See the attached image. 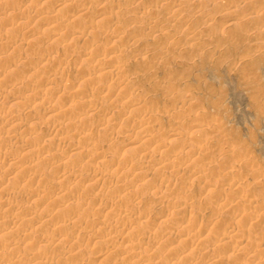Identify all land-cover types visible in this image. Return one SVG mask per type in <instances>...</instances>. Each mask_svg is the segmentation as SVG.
Returning <instances> with one entry per match:
<instances>
[{"label":"rangeland","instance_id":"1","mask_svg":"<svg viewBox=\"0 0 264 264\" xmlns=\"http://www.w3.org/2000/svg\"><path fill=\"white\" fill-rule=\"evenodd\" d=\"M52 1L48 5L39 0H0V24L25 28L12 34L5 31L10 27L0 28V38L8 44L1 51L0 57L7 61L0 68L16 76L12 83L0 82V135L7 140L0 143V152L17 158L14 167L5 161L0 164V228H6L8 219L16 223L7 228L9 233H0L4 259H13L10 264L50 259L52 264H89L94 249L111 248L113 258L93 264H128L119 253L130 248V253L140 255V264H264V245L259 250L264 232L254 224L240 232L243 243L232 242L225 249L213 246L222 223L226 226L232 221V215L220 208L221 197L233 200L229 183L239 187L235 200L239 211L243 210L240 214H259L257 207H264V0H104L101 5L95 0ZM81 6L88 12L74 14ZM79 30H89L88 37H77L74 31ZM85 48L95 54L89 61L77 59ZM107 55L115 59L114 67L105 64ZM97 66L118 70L119 79L115 92L96 97L97 109L88 112L77 105L84 89L92 93L104 83ZM87 78H93L96 85L86 87ZM37 93L45 94L50 103L36 101ZM183 101H189L188 106ZM131 103L136 105L130 107ZM10 117L19 118L11 127L6 126ZM197 124L202 128H193ZM143 130L149 136L152 133L156 146L170 141L173 151L166 155L153 150L151 158L144 155L147 151L141 155ZM197 135L206 142L193 157L188 149L195 145ZM227 144L234 148L235 157L224 153ZM21 146H32L28 159L34 165L32 174L22 178L24 183L16 178L17 166L24 160ZM99 152L105 158L96 159ZM174 158L175 163L180 159L173 166L180 172L169 185L164 180L169 169L161 165ZM129 164L134 166H121ZM149 165L159 169L160 176L148 171ZM185 166L200 172L204 182L184 176ZM140 172L148 175L143 182L133 176ZM98 173L103 181L94 182L92 175ZM154 191L163 192L164 197L152 196ZM106 201L116 205L109 214L100 210ZM182 201L187 210L203 214L204 221L215 218L201 237L192 231L188 239L183 236L175 245L168 242L164 229L174 222L172 218L168 226L163 221L136 222V210L149 209L161 216L162 206L182 205ZM124 210L123 219L116 217ZM23 234L32 240L13 247ZM59 234L67 240L57 239ZM40 235L45 242H39ZM187 240L196 246L183 248ZM197 241L204 243L200 246Z\"/></svg>","mask_w":264,"mask_h":264},{"label":"bare ground","instance_id":"2","mask_svg":"<svg viewBox=\"0 0 264 264\" xmlns=\"http://www.w3.org/2000/svg\"><path fill=\"white\" fill-rule=\"evenodd\" d=\"M39 1H41V2H43V3H48V5H49V2L51 1V2H53L52 0H39ZM72 2V0H59V2H61L60 4H62V3H65V2ZM26 2V1H25ZM24 2V3H25ZM27 2H29V0H27ZM95 2L97 3V5H101L103 2H104V0H95ZM19 3V2H18ZM54 3V2H53ZM58 3V2H57ZM73 3V2H72ZM2 5V4H1ZM59 5V4H58ZM2 6H4V5H2ZM55 6H56V2H55ZM178 6V5H177ZM21 7V6H20ZM23 7H24V5H23ZM99 7V6H98ZM174 7V6H173ZM19 8V7H18ZM70 11V10H69ZM16 12V11H15ZM87 13L88 11H87V9L85 8V7H83V6H81V7H78L77 9H76V12L74 13V14H83V13ZM102 12V11H101ZM45 13V12H44ZM37 15H39V14H37ZM44 15V14H43ZM97 15V14H96ZM1 16V15H0ZM98 16H95L94 17V19H96ZM10 18V17H9ZM48 17H46V19H47ZM8 19V18H7ZM45 19V20H46ZM49 19H50V17H49ZM51 19H52V17H51ZM5 20V19H4ZM9 20V19H8ZM44 20V21H45ZM48 21V20H47ZM108 21V20H107ZM10 22V21H9ZM46 22V21H45ZM49 22V21H48ZM43 23V22H42ZM52 23H54L53 21H52ZM106 23V22H105ZM245 23V22H244ZM73 24V23H72ZM91 24V23H90ZM94 24H95V22H94ZM109 24V23H108ZM152 24V23H151ZM188 24V23H187ZM246 24V23H245ZM2 26H4V27H2ZM11 26H13L12 24H4V23H2V24H0V28H4L5 29V27H10V28H6V33L8 34H12L14 31H18V29H20V28H16V27H18V26H15V27H11ZM56 26H58V25H56ZM77 26V25H76ZM29 27H30V25H29ZM59 28V27H58ZM79 28H81V27H79ZM22 29H25V28H22ZM22 29H20V31L22 30ZM31 29V28H30ZM84 29V28H83ZM89 30H90V28H89ZM89 30H79V31H74V34H76V36L77 37H88V35H89ZM12 32V33H11ZM22 32V31H21ZM28 32V31H27ZM110 32V31H109ZM66 33V32H65ZM70 33H71V31H70ZM115 33V32H114ZM69 34V33H68ZM103 34H104V32H103ZM37 35V34H36ZM119 35V34H118ZM118 35H115L113 38L114 39H117L118 38ZM33 36V35H32ZM52 36V35H51ZM68 36V35H67ZM94 36H95V33H94ZM72 37V36H71ZM96 37H97V33H96ZM109 37V36H108ZM4 38V37H3ZM2 38V39H3ZM65 38V37H64ZM82 38H81V40H82ZM1 38H0V54L2 53L1 51L8 45V44H6V41L5 42H2V41H4V40H2ZM113 40V39H112ZM21 41V40H20ZM99 41V40H98ZM11 41H9L8 43H10ZM84 42H86V41H84ZM13 43V42H12ZM132 43V42H131ZM28 44V43H27ZM15 44H13V46H14ZM25 45V44H24ZM61 45V44H60ZM31 46V45H30ZM72 46V45H71ZM8 48H12L11 46L9 47L8 46ZM100 49V48H99ZM9 50V49H8ZM7 50V51H8ZM115 50V49H114ZM111 52H113V50L111 51ZM4 53H5V51H4ZM98 53V52H97ZM94 54V53H93ZM92 54V52L91 51H89L88 50V48H85V50H83L82 52H79V54L77 55V59H81V60H91V58H93V55ZM114 54V53H113ZM16 55V54H15ZM95 55V54H94ZM97 55V54H96ZM103 56V55H102ZM108 56V55H107ZM142 56V55H141ZM100 57V56H99ZM11 58V57H10ZM105 58V57H104ZM98 59V58H97ZM102 59V58H101ZM114 58H112L111 56H108L105 60H104V62H105V64H107V65H111L112 67H114L115 65L114 64H112V63H114L115 62V59L113 60ZM44 60V59H43ZM6 59H4L3 57L1 58L0 57V67L2 66V65H4L3 63H6ZM114 61V62H113ZM11 62V60H9L8 61V63H10ZM65 62V61H64ZM26 64H28V63H26ZM104 64V65H105ZM6 65V64H5ZM98 65H99V63H98ZM114 65V66H113ZM48 67V66H47ZM108 67V66H107ZM97 68H98V66H97ZM109 68V67H108ZM107 68V69H108ZM32 69V68H31ZM101 69V68H100ZM99 68L98 69H96V70H100ZM110 69V68H109ZM5 70H6V68L5 69H3V68H0V82L2 83H4V84H9V83H12L13 81H15V75H13V74H10V73H7V72H5ZM33 70V69H32ZM29 71H30V69H29ZM115 71V70H114ZM120 71V70H119ZM85 72V71H84ZM97 72V71H96ZM100 72H101V78H103L102 80H104V83L102 84V85H99V87L95 90V91H93L92 93H88L87 91V88L86 89H84L83 90V95H82V100L78 103V107H83V109H87V110H85V111H88V112H93L94 110H96L97 109V107L95 106V98L96 97H99V96H104V95H106V94H110L111 92H113L114 90H115V87L117 86V84H116V80L117 79H119V78H117L116 79V77H117V72H118V70H117V72H112L111 70H106V69H102V70H100ZM122 72V71H121ZM48 74V73H47ZM88 74V73H87ZM120 75V74H119ZM37 76V75H36ZM93 76V75H92ZM81 79V78H80ZM84 79V78H83ZM125 82V81H124ZM124 82H122V83H124ZM2 83V84H3ZM40 83V82H39ZM94 83H95V81H94V79L93 78H87V79H85V85H86V87H90V86H93L94 85ZM118 83V82H117ZM121 83V84H122ZM121 84H119V85H121ZM50 85V84H49ZM70 85H74V84H70ZM95 85H96V83H95ZM9 86V85H8ZM7 86V87H8ZM13 86H15V85H13ZM71 87V86H70ZM75 87V86H74ZM73 86L71 87V88H74ZM95 87V86H94ZM127 88V87H126ZM91 89V88H90ZM119 89V88H118ZM117 89V90H118ZM28 91V90H27ZM42 91V90H41ZM82 91V90H81ZM123 91L125 92V90L123 89ZM122 91V92H123ZM54 92V91H53ZM73 92H75V91H73ZM115 92V91H114ZM171 92V91H170ZM49 93V92H48ZM35 94V93H34ZM50 94V93H49ZM72 94V93H71ZM113 94V93H112ZM33 95V94H32ZM70 95V94H69ZM68 95V96H69ZM125 95V94H124ZM130 95V94H129ZM0 96H1V94H0ZM72 96V95H71ZM77 97V96H76ZM124 97V96H123ZM175 97V96H174ZM1 98H3V97H1ZM35 100L36 101H38V102H40V103H42V104H44V105H48V103H50V102H48V100H49V98L48 97H46L45 96V94H38L37 93V95H35ZM112 98V97H111ZM124 98H126V95H125V97ZM6 99V98H5ZM9 99H12V98H9ZM67 99V98H66ZM70 99V98H69ZM69 99H67V100H69ZM106 99V98H105ZM15 100V99H14ZM64 100V99H63ZM71 100V99H70ZM132 100H134V99H132ZM135 100H137V99H135ZM115 100H113L112 102H114ZM126 101H127V98H126ZM131 100H129V102H130ZM142 101V100H141ZM148 101V100H147ZM70 102V101H69ZM10 103V102H9ZM68 103V102H67ZM136 103H138V102H136ZM136 103H131V106L130 107H133L134 106V104L136 105ZM61 104H62V102H61ZM69 104V103H68ZM97 104V103H96ZM187 104H189V101H183L182 102V105L183 106H186ZM192 104V103H191ZM98 105V104H97ZM7 106H9V104H7ZM68 106V105H67ZM76 106V107H77ZM143 106V105H142ZM188 106V105H187ZM6 107V106H5ZM144 107V106H143ZM61 108H65V107H61ZM8 109V108H7ZM28 109V108H27ZM52 109V108H51ZM82 109V110H83ZM54 110V109H53ZM80 110V109H79ZM25 111V110H24ZM51 111V110H50ZM49 111V112H50ZM55 111V110H54ZM53 111V112H54ZM57 111V110H56ZM102 111H103V109H102ZM46 112V111H45ZM65 112H66V115H67V113H68V111H66V109H65ZM96 112V111H95ZM0 113H2V112H0ZM70 113V112H69ZM76 113V112H75ZM28 114V113H27ZM71 114V113H70ZM86 114V113H85ZM104 114V113H103ZM122 114V113H121ZM176 114V113H175ZM60 115L62 116V113H60ZM83 115V114H82ZM6 116V115H5ZM15 116V115H14ZM144 116V115H143ZM17 117V116H16ZM31 117V116H30ZM203 117V116H202ZM4 118H6V117H4ZM3 118V119H4ZM8 118V117H7ZM71 118V117H70ZM79 118V117H78ZM148 117H146V119H147ZM19 119V118H18ZM17 118H14V117H10L9 118V120H7L6 122H7V124H6V126H8V125H10L9 127H11V125H12V123H14L15 121H17L18 120ZM4 120H6V119H4ZM75 120V119H74ZM142 121H144V120H142ZM140 122V121H139ZM0 123H1V121H0ZM82 123V122H81ZM145 123V122H144ZM147 124V123H146ZM1 125V124H0ZM4 125H5V123H4ZM58 125V124H57ZM132 125V124H131ZM130 125V126H131ZM145 125V124H144ZM143 125V126H144ZM157 125V124H156ZM24 126V125H23ZM69 126V125H68ZM142 126V125H141ZM22 127V126H21ZM57 127V126H56ZM74 127V126H73ZM216 127V126H215ZM19 128V127H18ZM130 128H132V127H130ZM193 128H195V129H199V128H202V126L201 125H199V124H197V125H195V126H193ZM13 129V128H12ZM146 129V128H145ZM215 129V128H214ZM37 130V129H36ZM108 130V129H107ZM147 130V129H146ZM152 130V129H151ZM134 130H132V132H133ZM155 131V130H154ZM60 132V131H59ZM82 132V131H81ZM131 132V131H130ZM146 131H142V134H144L143 135V137H142V139H141V142L140 143H142V144H144V146H143V148L141 149L140 148V146H142V145H140L138 148L139 149H141V150H139V153H141V155L143 154V152L144 151H147V152H144V155L146 156V158L148 157L149 158V156L152 154L151 153V151H157V152H159V153H162V152H164V153H166V155H169L170 154V152H172L173 150L171 149L172 148V144H171V142L170 141H165V142H163V144H159L158 146H156V141L155 140H153V138H151V134H150V136H149V134H146L145 133ZM153 132V131H152ZM211 132V131H210ZM33 133V132H32ZM83 133V132H82ZM195 133V132H194ZM12 134V133H11ZM65 134V133H64ZM111 134V133H110ZM109 134V135H110ZM133 134H134V132H133ZM182 134V133H181ZM78 135H80V133L78 134ZM108 135V134H107ZM168 135H171V137L172 136H174V134L172 133V134H170V132H169V134ZM176 136H177V134H175ZM185 135V134H184ZM183 135V136H184ZM228 135V134H227ZM26 136V135H25ZM130 137H132L131 135H130ZM169 137V136H168ZM228 137V136H227ZM109 138H111V137H109ZM156 138V137H155ZM131 139V138H130ZM183 139V138H182ZM182 139H180V140H182ZM6 139H5V137H3V136H1L0 135V143H2V142H4ZM25 140V139H24ZM107 140H109V139H107ZM159 140V139H158ZM226 140V139H225ZM7 141V140H6ZM57 141V140H56ZM62 141V140H61ZM110 141H111V139H110ZM137 141H139V139L137 140ZM203 141L204 140H202V139H200V137L197 135L196 137H195V145H193V147H191L190 149H188V150H190L191 152V156H193V157H195L197 154H199L200 152H201V150H202V144H203ZM228 141V140H227ZM107 142V141H106ZM132 142V141H131ZM135 142V141H134ZM204 142H206V141H204ZM208 142V141H207ZM136 143V142H135ZM174 144V143H173ZM176 144H177V142H176ZM34 145V144H33ZM40 145V144H39ZM62 145V144H61ZM128 145V144H127ZM27 146V145H26ZM212 146V145H211ZM2 147H4V146H2ZM32 146H29V148H22V146L20 147L21 149H20V151L22 152V154H21V158H24V160L22 161V164L20 165V166H17L18 168H19V170L17 171V176H16V178L18 177V179L19 180H21V183H24V181L25 180H23L22 178H24L25 176H26V174L28 175V173H30V174H32V172L34 171V165H31V160L30 159H28V157H30L29 156V154H30V152H31V148ZM62 147V146H61ZM71 148L70 149H72V151H75V150H77V148H73V146H70ZM81 147V146H80ZM87 147V146H86ZM127 147V146H126ZM132 147V146H131ZM176 147V146H175ZM174 146H173V148H175ZM9 148V147H8ZM46 148V147H45ZM98 148H100V147H98ZM137 148V149H138ZM150 148H152V150H149ZM177 148V147H176ZM3 150V149H2ZM6 150V149H5ZM99 150V149H98ZM45 151V150H44ZM71 152V151H70ZM86 152V151H85ZM96 152H98V151H96ZM203 152V151H202ZM242 152V151H241ZM248 152V151H247ZM11 153V152H10ZM43 153V152H42ZM75 153V152H74ZM84 153V152H83ZM89 152H87L86 154H88ZM180 153V152H179ZM179 153H177L176 155L177 156H179L180 154ZM204 153V152H203ZM210 153V152H209ZM224 153L226 154V156H229V157H235V151H234V148L231 146V145H229V144H227V146H225V148H224ZM237 153V152H236ZM12 154V153H11ZM91 154V153H90ZM90 154H88V155H90ZM207 154V153H206ZM163 155V154H162ZM174 155V154H173ZM172 155V156H173ZM176 155H175V157H176ZM186 155L187 154H185V153H182V159H184V157H186ZM84 156H85V154H84ZM103 157H104V155H102ZM101 155H100V152L99 153H97V156H96V159H102L103 157H102ZM152 156V155H151ZM151 156H150V158H151ZM201 156V155H200ZM174 157V156H173ZM181 157H178V158H181ZM14 158H16L15 156H14ZM14 158H13V156L12 155H10V154H7L6 152H0V164H1V162H7L8 163V165H10V166H12V167H14V166H16V162H14ZM105 158V157H104ZM187 158V157H186ZM185 158V159H186ZM17 159V158H16ZM87 159V158H86ZM95 159V160H96ZM193 159V158H192ZM199 160H201L200 158H198ZM154 160V159H153ZM163 160H165V158L163 159ZM167 160V159H166ZM177 160V158H174V159H170V161L168 162V163H163L161 166H163L164 168L163 169H169V172L168 173H166L167 174V176L165 175V179L164 180H166L165 181V183L167 182V183H169L171 180H174V178L177 176V174L180 172L179 171V169L178 168H174L173 166H174V163H175V161ZM180 160V159H179ZM178 160V161H179ZM178 161H177V163H178ZM185 161V160H184ZM190 161V160H189ZM188 161V162H189ZM192 161V160H191ZM19 162V161H18ZM165 162V161H164ZM32 163H34V161H32ZM125 163V162H124ZM123 163V164H124ZM130 163V162H129ZM173 163V164H172ZM177 163H175V166H176V164ZM184 163H187L186 161L184 162ZM246 163V162H245ZM244 163V164H245ZM248 163H250L249 161H248ZM115 164V163H114ZM159 164H161V163H159ZM244 164H243V166H244ZM247 164V163H246ZM255 164V163H254ZM156 165V164H155ZM227 165V164H226ZM249 165V164H248ZM109 166H111L112 167V165H109ZM116 166H117V164H116ZM122 166V168H124L125 169V167H129V168H132L131 166H130V164L129 165H121ZM150 166V165H149ZM183 166H184V164H183ZM50 167V166H49ZM118 167V166H117ZM147 167V166H146ZM155 167V166H154ZM17 168V169H18ZM136 168V167H135ZM142 168H144V167H140V169H142ZM160 168H162V167H160ZM16 169V168H15ZM16 169V170H17ZM40 169V168H39ZM112 168H110V170H111ZM119 169V168H118ZM138 169V168H137ZM228 169V168H227ZM123 170V169H122ZM132 170V169H131ZM143 170V169H142ZM149 170H154V172L155 171H159V169H155V168H153V167H149L148 168V171ZM161 170V169H160ZM225 170V169H224ZM119 171V170H118ZM121 171V170H120ZM186 172V173H184L183 175L185 176L186 175V177L188 176V177H192V178H196L200 183H202V182H204L203 181V178H202V176L199 174V173H196V172H193L192 170H190V168L188 167V166H185L184 168H183V170H182V172ZM58 172V171H57ZM56 172V173H57ZM61 172V171H60ZM62 173V172H61ZM61 173H59V176L58 177H60V178H62L63 177V175L61 174ZM120 173V172H119ZM131 173V172H130ZM133 173V172H132ZM132 173L130 174L131 176H132ZM61 174V175H60ZM104 174V173H103ZM102 174V175H103ZM109 174V173H108ZM156 174V173H155ZM224 174H225V171H224ZM37 175V174H36ZM35 175V177H37ZM41 175V174H40ZM67 175V174H66ZM92 175V174H91ZM158 175H159V172H158ZM226 175V174H225ZM228 175V174H227ZM30 176V175H29ZM70 176V175H69ZM108 176V175H107ZM118 176V175H117ZM134 178H135V180L137 181V182H143V181H145L146 179H147V177H148V175L147 174H145L144 172L143 173H135L134 175ZM160 176V175H159ZM229 176V175H228ZM227 176V177H228ZM27 177V176H26ZM77 177H78V175H77ZM105 177V176H104ZM122 177V176H121ZM153 177V176H152ZM226 177V179H228ZM34 178V177H33ZM160 178V177H159ZM230 178V177H229ZM34 179H36V178H34ZM152 179V178H151ZM44 180V179H43ZM92 180L94 181V182H99V181H103V176H100L99 175V173L98 174H93L92 175ZM119 180H120V182H121V179H118L117 181L119 182ZM36 181V180H35ZM74 181V180H73ZM124 181V180H123ZM123 181H122V183H123ZM161 181V180H160ZM227 181V180H226ZM225 181V182H226ZM174 182V181H173ZM237 182V181H236ZM29 183V182H28ZM73 183V182H72ZM238 183V182H237ZM242 183V182H241ZM100 184V183H99ZM151 184V183H150ZM205 184V183H204ZM240 184V183H239ZM145 185V184H144ZM169 185H170V183H169ZM172 185V184H171ZM258 185V184H257ZM33 186V185H32ZM108 186H110V185H108ZM122 186V184H120V187ZM34 187V186H33ZM69 187V186H68ZM97 187H98V184H97ZM208 187V186H207ZM238 186H236V183H234V182H231V183H229V188L231 189L230 190V192H231V195H230V197H231V199H233L232 201L231 200H227V199H224V198H222L221 197V199H220V197H219V199L221 200V204H220V208H221V211H225L226 213H230L231 215H232V221L231 222H229L228 223V225H226L225 226V224L224 223H222V225H221V227L223 228L222 229V232L220 233V238L218 239V241L216 242V244L214 243V248L215 247H218L219 248V246L220 247H223L224 249H225V246H227L228 247V245L229 244H231L232 242H241V243H243L242 241V237H241V235H240V232H243V231H245L249 226H251L252 224H254V226L253 227H255V228H258V229H260L261 231H263L264 232V211H262V209H264V207H262V208H260V207H257L258 208V211L260 210V212H258L259 214H256L255 212H254V214H250V212L248 213L247 212V214H240V212H243V210L242 211H239V203L237 202L236 203V194L235 193H237V191H236V189H238L237 188ZM122 188V187H121ZM131 188V187H130ZM153 189V188H152ZM182 189H184V188H182ZM18 190V189H17ZM79 190V189H78ZM88 190V189H87ZM97 189H95V191H96ZM239 190V189H238ZM43 191V190H42ZM58 191V190H57ZM71 191H75V190H71ZM183 191H185V190H183ZM207 191V190H206ZM79 192V194H80V191H78ZM57 193V192H56ZM86 193V192H85ZM186 193V192H185ZM189 194V193H188ZM238 194H239V192H238ZM7 195V194H6ZM37 195V194H36ZM224 195V194H223ZM68 196H70V195H68ZM73 196H74V194H73ZM90 196V195H89ZM152 196H155V197H157V198H163L164 196H163V192H160V191H154L153 193H152ZM3 198V197H2ZM46 198V197H45ZM51 198V197H50ZM132 198H133V196H132ZM139 198V197H138ZM156 198V199H157ZM240 198V197H239ZM48 199V198H47ZM46 199V201H50V200H47ZM72 200V199H71ZM114 200V199H113ZM4 201V200H3ZM6 201V200H5ZM4 201V202H5ZM45 201V200H44ZM217 201H219L218 199H217ZM1 202V201H0ZM14 202V201H13ZM39 202V201H38ZM47 202V203H48ZM69 202V201H68ZM123 202V201H122ZM216 202V201H215ZM41 203V202H40ZM51 203H52V201H51ZM50 203V204H51ZM57 203V202H56ZM167 203V202H166ZM182 203V205L181 204H179L178 203V205H172V206H162V210H161V212H160V215L161 216H157L156 214H153V212L151 211V210H149V209H142V210H139V211H137L136 210V212H135V219H136V222L138 223V224H140L141 222H143V221H147V222H149V223H153V222H157V221H163V222H166V225H167V223H169V221H167L168 220V218H172L171 220L172 221H174L171 225H167L168 227H165L164 229L167 231V239H168V242H170L171 244H175V243H177L178 242V240L180 239V238H182L183 236L185 237V238H183V239H188V237L190 236V233L192 232V231H194V232H196L197 234H198V236H197V238L198 237H201L203 234H204V232H206V228H207V226H208V222H212V220L213 219H215V218H213V219H208V221H204L202 218H203V214H201V213H197V212H191V211H189V210H187L186 208H185V205H183V201L181 202ZM49 204V205H50ZM52 204H54V203H52ZM82 204V203H81ZM172 204V203H171ZM2 205V204H1ZM4 205H8L7 204V202L6 203H4ZM52 206V205H51ZM180 206V207H179ZM210 206V205H209ZM245 206H247V205H245ZM54 207V206H53ZM115 207H116V205L114 204V201H113V203L111 202V201H106V202H104L101 206H100V210L103 212V213H105V214H109V212H112L113 210H115ZM218 207V206H217ZM240 207H241V205H240ZM2 208H4V207H2ZM55 208V207H54ZM248 208V207H247ZM117 209V208H116ZM3 210V209H2ZM213 210V209H212ZM215 210V209H214ZM208 211V210H207ZM262 211V212H261ZM118 212V211H117ZM199 212V211H198ZM29 214H33V212L32 213H29ZM127 213H126V210H124V211H122L121 213H117L116 214V217H120L119 219H123L124 217H125V215H126ZM215 214V213H214ZM55 215V214H54ZM76 215V214H75ZM212 215V214H211ZM57 216V215H56ZM58 216H60V215H58ZM77 217H78V214L76 215ZM1 217V216H0ZM50 217V216H49ZM10 218V217H9ZM220 218V217H219ZM227 218V217H226ZM1 219V218H0ZM20 219V218H19ZM73 219V218H72ZM2 220H3V217H2ZM128 220V219H127ZM220 220V219H219ZM218 220V221H219ZM123 221H125V220H123ZM172 221H170V222H172ZM23 222V221H22ZM27 222V221H26ZM67 222V221H66ZM60 223V222H59ZM89 223V222H88ZM120 223V222H119ZM122 223V222H121ZM134 223V222H133ZM219 223V222H218ZM16 223H15V221L13 220V219H8V220H5V225H6V228H0V233H2L3 231H7V228L9 227H12L11 225H13V226H16L15 225ZM35 224V223H34ZM56 224V223H55ZM125 224V223H124ZM123 223H122V225H124ZM128 224V223H127ZM24 225V224H23ZM26 225V224H25ZM24 225V226H25ZM129 225V224H128ZM1 226V225H0ZM28 225H26V227H27ZM131 227H132V225H130ZM225 226V227H224ZM28 227H30V226H28ZM27 227V228H28ZM124 227H126V225L124 226ZM130 227V228H131ZM15 228V227H14ZM26 228V229H27ZM32 228V227H31ZM56 228V227H55ZM121 228H122V226H121ZM129 227H128V229H130ZM187 228H190L191 230H189V231H187L186 229ZM254 228V229H255ZM30 229V228H29ZM124 229V228H123ZM126 229V228H125ZM208 229V228H207ZM210 229V228H209ZM208 229V230H209ZM253 229V228H252ZM257 229V230H258ZM57 230H58V228H57ZM59 230H63L62 228H59ZM66 230V229H65ZM127 230V229H126ZM25 231H28V230H25ZM55 231V230H54ZM74 231V230H73ZM8 233H9V230L7 231ZM63 232V231H62ZM61 232V233H62ZM115 231H113V233H114ZM127 232V231H126ZM178 232H182V234L180 233V235L178 236V235H174V233H178ZM22 233H23V231H22ZM121 233L122 232H120V235H121ZM125 233V232H124ZM124 233H123V235H124ZM56 234H57V232H56ZM99 234V233H98ZM98 234H96V235H98ZM197 234H195V235H197ZM8 235V234H7ZM30 235H32V234H30ZM60 235V234H59ZM65 235H66V233H65ZM174 235V236H173ZM41 236V235H40ZM64 236V235H63ZM67 236V235H66ZM73 236V235H72ZM109 236H110V234H109ZM205 236V235H204ZM31 237V236H30ZM46 237V236H45ZM62 236L60 235V237H58L57 239H61V240H67L66 238H61ZM75 237V236H74ZM134 237V236H133ZM137 237V236H136ZM241 237V238H240ZM33 238V237H32ZM32 238H29V234H23L22 235V237L21 238H19V241L18 242H16V243H13V247H16V246H20V245H24V244H26V243H28L29 242V240L31 239L32 240ZM164 238V237H163ZM261 238V237H260ZM51 239H52V237H51ZM74 239L75 238H73V239H69V242L68 241H66V242H68L69 243V245H72L73 243H74ZM100 239V238H99ZM138 239V238H137ZM217 239V238H216ZM244 239V238H243ZM259 239V238H258ZM126 240V239H125ZM142 241H143V239H141ZM199 240V239H198ZM38 241V240H37ZM36 241V242H37ZM46 240H45V238L43 237V236H41V237H39V242H45ZM54 241H57V240H54ZM53 241V242H54ZM150 241H151V239H150ZM199 241H203V238H201ZM211 241V240H210ZM246 241V240H245ZM32 242H34V241H32ZM128 242V241H127ZM141 242V241H140ZM167 242V241H166ZM167 242V243H168ZM195 242V241H194ZM214 242V241H213ZM247 242V241H246ZM249 242V241H248ZM259 242L261 243V244H259L260 246H259V250H261L262 248H261V246L262 245H264L263 243H264V233H263V236H262V238L261 239H259ZM54 243H56V242H54ZM53 243V244H54ZM180 242H178V244H179ZM197 243H198V241H197ZM199 243H201V244H199ZM198 243V245H202V243H204V242H199ZM210 243H212V242H210ZM34 244V243H33ZM41 244V243H40ZM50 244V243H49ZM49 244H48V247H49ZM57 244V243H56ZM140 244V243H139ZM147 244V243H146ZM6 245V244H5ZM150 245V244H149ZM163 245H165V244H163ZM176 245V244H175ZM183 248H187V250L188 249H190L191 247H192V245H193V242H191L190 240H187V241H184V243H183ZM204 245V244H203ZM211 245V244H210ZM30 246V245H29ZM35 246V245H34ZM117 246V245H116ZM172 246V245H171ZM194 246H196V245H193V247ZM213 246H211L212 248H213ZM12 247V246H11ZM205 247V246H204ZM203 247V248H204ZM50 248V247H49ZM153 248V247H152ZM169 248V247H168ZM198 248V247H197ZM201 248V247H200ZM74 248H72V250H73ZM108 249H111V248H108ZM108 249H106V248H101V249H97V250H93V252H94V256H93V258H92V260L93 261H91L89 264H93L94 262H96V263H99V262H103V263H106L108 260V258L110 257V258H113V257H111V255H112V251L110 252ZM113 249H115V248H113ZM131 249H134L133 248V246H132V248ZM129 250H130V248L129 249H127V251L125 250V252H123L122 254H120L119 252V255H120V257H121V259L124 261V262H126V263H128V264H140L141 262H142V259L140 258V255L138 254V253H136V252H132L131 251V253L129 252ZM200 250V249H199ZM222 250V249H221ZM4 251V250H3ZM3 251L2 252H0V263L1 264H10V259L11 258H6L5 257V259H4V256H5V254L3 253ZM9 251V250H8ZM74 251V250H73ZM72 251V252H73ZM149 251V250H148ZM256 251V249L254 250H252L251 252H255ZM129 252V253H128ZM203 252V251H202ZM216 252V251H215ZM260 252V251H259ZM258 252V253H259ZM262 252V251H261ZM64 253V252H63ZM114 253V252H113ZM173 253V252H172ZM17 254V253H16ZM30 254V253H29ZM71 254V253H70ZM148 254H150V253H148ZM175 254V253H174ZM253 254H255L256 255V252L255 253H253ZM19 255V254H18ZM65 255V254H64ZM205 255V254H204ZM59 256V255H58ZM72 256H76L74 253L72 254ZM113 256V255H112ZM115 256V255H114ZM18 257V256H17ZM43 257V256H42ZM157 258V257H156ZM206 258V257H205ZM88 259V258H87ZM173 259V258H172ZM2 260V261H1ZM11 260H13V259H11ZM38 260H39V258H38ZM51 260V259H50ZM49 260V261H50ZM70 260V259H69ZM80 260V259H79ZM107 260V261H106ZM110 260H112V259H110ZM146 260V259H145ZM156 260V259H155ZM34 261V260H33ZM38 261L37 262V264H52V262L50 261ZM147 261V260H146ZM188 261V260H187ZM191 261V260H190ZM258 261V260H257ZM17 262V261H16ZM16 262H15V264H16ZM80 262V261H79ZM111 262V261H110ZM144 262V261H143ZM194 262V261H193ZM253 262V261H252ZM54 263V262H53ZM84 263V262H83ZM155 263V262H154ZM220 263V261H217L216 262V264H219ZM250 263H251V261H250ZM62 264V263H61Z\"/></svg>","mask_w":264,"mask_h":264}]
</instances>
